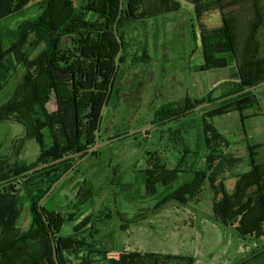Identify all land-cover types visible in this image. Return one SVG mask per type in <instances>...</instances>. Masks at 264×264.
I'll return each instance as SVG.
<instances>
[{
	"label": "trees",
	"instance_id": "16d2710c",
	"mask_svg": "<svg viewBox=\"0 0 264 264\" xmlns=\"http://www.w3.org/2000/svg\"><path fill=\"white\" fill-rule=\"evenodd\" d=\"M32 1L0 0V96L16 78L12 91L0 104V123L22 125L24 139H34L40 149L32 164L16 162L12 159L14 151L0 162V182L8 180L0 185V264H56L54 250L59 264H195L190 255L123 251L111 257L109 251L97 247L98 225L116 216L121 221L120 231L127 232L131 225L168 203L186 207L206 196L211 198L210 218L214 223L232 228L242 240L264 238V161L258 162L259 146L247 144L245 153L239 156L240 144L229 141L211 122L230 113H238L241 121L255 115H246L249 109L259 106L254 91L214 103L264 82V77L251 81L252 71L245 69H239L237 82L228 83L230 89L219 97L208 92L192 99L185 97L178 103L167 102L153 110L149 124L159 128L160 138L166 135L172 142L176 155L172 163L164 155L170 151L169 145L162 141L145 147L140 167L134 163L129 169L119 170L112 161L107 163L109 185L115 187V196L130 189L133 195L124 196L125 201L137 202L139 197L156 201L155 205L138 210L133 218H125L118 209L114 212L103 207L90 216L88 233L74 230L72 235L62 236V227L75 221L84 208H91L101 189L92 182L79 181L85 173L77 166L40 206L38 203L81 157L27 176L19 175L94 145L96 132L102 129L103 104L106 112L127 91L123 79L131 69H144L152 63L149 45L137 40L135 33L155 37L156 32L152 34L148 28L151 21L177 13L180 4L178 0H123L120 9L121 0H83L79 6L76 0H34L39 11L36 16L14 27L5 22L30 7ZM187 1L199 24L196 3L201 0ZM251 1L250 30L256 37L257 28L264 22V8H260L258 0ZM217 23L216 40L227 53L236 55L235 19L221 16ZM115 31L122 44L117 69L119 43ZM257 67L261 68L260 64ZM205 103L213 104L191 112ZM131 131L118 127L112 139ZM97 153L98 150L90 157H97ZM243 162L248 167L246 171L241 170ZM132 174L133 180L125 181ZM60 188H69L74 200L64 206L53 204L49 209L47 203ZM25 209L30 222L28 229L22 230L19 223ZM237 264H264V247L252 250Z\"/></svg>",
	"mask_w": 264,
	"mask_h": 264
},
{
	"label": "rangeland",
	"instance_id": "374dc122",
	"mask_svg": "<svg viewBox=\"0 0 264 264\" xmlns=\"http://www.w3.org/2000/svg\"><path fill=\"white\" fill-rule=\"evenodd\" d=\"M82 1L76 0V6ZM178 1L180 9L177 13L167 15L166 19L158 17L155 21H151L148 28L152 34L156 32L155 37L150 34L142 37L139 32L135 33L137 40L149 45L148 51L152 63L144 69L137 67L131 69L123 79L127 91L120 94L122 96L116 99L114 105L106 112L105 105L102 114L103 106L101 107L100 117L104 115V118L99 142L114 138V132L118 127L135 131L151 126L149 121L153 110L164 103H178L185 97L192 99L208 92H212V97L221 96L230 89L229 84L232 81L237 82L239 69L252 71L249 78L251 81L264 77L260 76L261 73L264 74V22L257 28L256 37H252L251 0L198 1L196 9L201 19L199 24L194 9L189 4L190 1ZM258 1L260 8L263 9V0ZM204 12L206 14H203ZM38 13L33 0L30 7L8 17L5 22L14 27L20 21ZM221 16L235 19L236 55L227 53L219 45L220 40H216L214 28L218 25ZM62 20L61 18L60 22ZM201 37L203 48H201ZM257 64H260L261 68L258 69ZM15 81L16 78L8 84L7 91L0 96V104L7 99ZM254 93L259 100V106L246 112V115L255 114L254 116L241 121L238 113H230L216 117L211 122L229 141L240 144L242 153L240 152L239 156L245 153V145H258L257 159L258 162H263L264 86L255 89ZM144 132L149 133L144 134ZM144 137L146 142L143 144ZM24 138L25 130L22 125L13 122L0 123V162L5 161L12 151L16 153L12 158L16 162L25 164L36 162L40 155L39 145L34 139ZM23 139L24 141L21 142ZM161 141L163 145H169L170 151L164 152V155L172 163L176 156L172 149L173 144L166 139V135L160 138V130L156 125L147 128L146 131L111 142L98 149L97 157H88L80 163L78 166H81V172L85 175L79 181L92 182L96 188L101 189V192L91 208H84L83 213L75 221L66 223L62 227V236L72 235L74 230L88 233L90 216L103 207H109L114 212L118 209L124 212L125 218H133L138 210L155 205L156 201L143 200L139 197H136L137 202L125 201L124 196L133 195L130 189L119 197L115 196L112 193L115 187L109 185L107 163L112 161V166L119 167V170L129 169L134 163L140 167L145 147H154ZM247 169L246 163L243 162L241 170ZM132 177L133 174L125 181L133 180ZM71 187L72 185L69 188ZM69 188H60L52 197V201L47 203L48 208L51 209L53 204L64 206L71 203L74 197ZM210 203L209 196L199 203L186 207L168 203L157 213L136 225H131L127 232L120 231L121 221L114 216L112 221L98 225L97 247L109 251L111 257H117L123 251L190 255L194 257L195 264H237L246 259L252 250H260L264 247V238L242 240L232 228L214 223L210 218ZM29 222V211L25 209L19 227L26 230Z\"/></svg>",
	"mask_w": 264,
	"mask_h": 264
},
{
	"label": "water",
	"instance_id": "95a60500",
	"mask_svg": "<svg viewBox=\"0 0 264 264\" xmlns=\"http://www.w3.org/2000/svg\"><path fill=\"white\" fill-rule=\"evenodd\" d=\"M122 5H123V0H121V3H120V9L122 8ZM115 35H116V39L119 43V52L116 56V69H117V66H118V63H117V58L121 55L122 53V44H121V41L118 37V34L117 32L115 31ZM261 86H264V82H261L257 85H254V86H251V87H248V88H245L243 91L239 92V93H236L234 95H231V96H228V97H225V98H222L220 100H217L215 101L214 103H219L225 99H228V98H231V97H234V96H237V95H240V94H243V93H247V92H250V91H254L255 89L261 87ZM213 103H205V104H201L199 106H196L194 107L191 112H196V111H199L203 108H206V107H209L211 106ZM104 107H105V103L103 104V107H102V110H101V114L103 113V110H104ZM99 125V123H98ZM153 125L151 126H147V127H143V128H140L138 130H135V131H131L129 132L127 135H123V136H120L119 138H115V139H111V140H107L105 142H99V129L97 130L96 132V140H95V143L93 146H91L90 148H88L87 150L85 151H81V152H78V153H75V154H71V155H66L62 158H59V159H56L52 162H49V163H43V164H40L28 171H25L23 172L22 174H20L19 176H27L29 174H32L34 172H37V171H40L44 168H48L50 166H53V165H56V164H59L65 160H68V159H72V158H78V157H81L80 159H78L57 181H55L52 186L49 188V190L44 194V196L39 200V203L38 205L40 206L51 194L52 192L57 188V186L63 181V179L70 173L72 172L80 163H82L85 159H87L88 157H90L93 152L97 151L98 149H100L101 147L107 145V144H110L111 142H114L116 140H119V139H122L124 137H127V136H132L136 133H139V132H143V131H146L147 128L149 127H152ZM13 178H11L10 180H12ZM8 180H4V181H1L0 182V185L1 184H4L6 183ZM53 255H54V260L56 262V264H59L58 261H57V256H56V251L54 250L53 251Z\"/></svg>",
	"mask_w": 264,
	"mask_h": 264
}]
</instances>
